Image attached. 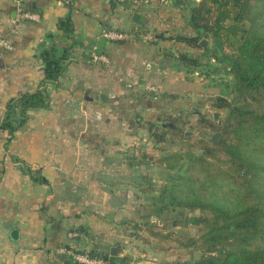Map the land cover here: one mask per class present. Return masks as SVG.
Wrapping results in <instances>:
<instances>
[{"label": "crops", "instance_id": "1", "mask_svg": "<svg viewBox=\"0 0 264 264\" xmlns=\"http://www.w3.org/2000/svg\"><path fill=\"white\" fill-rule=\"evenodd\" d=\"M23 10L39 20L23 18ZM135 13L145 19L137 22ZM190 15L177 0H150L138 9L113 0H0V117L12 98L39 88V54L58 43L61 17L72 18L77 42L59 86H48L50 106L32 109L11 140L0 130V264L62 263L59 248L70 245L119 247L121 264L125 221L138 211L133 195L145 174L147 152L139 161L135 145L144 126L171 108L161 93L187 84L191 66L175 62L190 46L169 36L196 35ZM111 29L130 37L108 39ZM150 30L154 39L146 37ZM95 49L109 62L93 60Z\"/></svg>", "mask_w": 264, "mask_h": 264}, {"label": "trees", "instance_id": "2", "mask_svg": "<svg viewBox=\"0 0 264 264\" xmlns=\"http://www.w3.org/2000/svg\"><path fill=\"white\" fill-rule=\"evenodd\" d=\"M181 4L185 6V0H177V5ZM189 11L187 19L196 35L179 32L169 38L201 47L203 34L208 33L215 58L226 63L233 75L232 98L214 99L217 108L228 110L224 123L218 125L222 137L215 140L214 148L191 161L170 197L176 199L182 213L200 210L191 223L202 233L187 245L205 251L208 257L196 264H264V0H201ZM58 29V43L43 47L39 54L45 71L39 88L12 98L0 117V130L9 132V140L27 123L32 109L50 106L49 84H60L77 42L70 16L59 19ZM182 57L187 65L199 64L197 59ZM177 155L174 159L178 161ZM34 179L41 181L40 177ZM164 201L168 206L166 198ZM153 234L164 239L172 236L171 232ZM91 254L118 264V256L98 247Z\"/></svg>", "mask_w": 264, "mask_h": 264}, {"label": "rangeland", "instance_id": "3", "mask_svg": "<svg viewBox=\"0 0 264 264\" xmlns=\"http://www.w3.org/2000/svg\"><path fill=\"white\" fill-rule=\"evenodd\" d=\"M200 1L185 0V6L190 10ZM149 34L152 35L151 32ZM205 35L203 34V39ZM207 41L205 46L187 47L186 50L183 47L184 51L178 52L176 65L185 60L182 55L199 60V64L191 66V70L185 73L187 84L184 88L177 87L174 93L165 96L170 99L171 108H168L166 115L158 122L144 126L142 140L135 145L140 150L139 161L141 152H147L142 157L145 161V174L143 178L138 179L141 189L137 191V196L133 195L136 204L139 203L136 206L138 211L131 220L125 221L127 238L122 242V246L128 251L121 257L125 258V263L121 264H196V253H199L198 256L203 262L208 257L205 251L187 245L190 239H199L202 233L200 227L193 224H189L187 228L182 225L168 227L173 218L192 216L199 210L194 212L187 209L182 213L176 199L170 197L171 190L178 177L186 173L192 160L203 156L206 149L214 148L215 134L220 133L219 139L222 137L218 125L224 123L228 110L217 108L214 99L216 96L232 98L230 89L233 75L230 74L226 63L215 58L212 50L213 39L209 34ZM186 61L183 64H186ZM186 65L185 67H188ZM164 95L161 93L162 97ZM134 127L137 129L136 125ZM177 154L180 156L178 161L174 159ZM149 177L152 179L149 180ZM174 192L182 198L181 193L177 190ZM164 198L169 203L166 207ZM163 207L161 214L155 215L157 210ZM177 207L179 211L176 210ZM199 213L200 210L196 214ZM153 232L163 235L173 233L171 237L164 239Z\"/></svg>", "mask_w": 264, "mask_h": 264}, {"label": "built area", "instance_id": "4", "mask_svg": "<svg viewBox=\"0 0 264 264\" xmlns=\"http://www.w3.org/2000/svg\"><path fill=\"white\" fill-rule=\"evenodd\" d=\"M118 3H132L133 7H140L142 5H146L149 3V0H113ZM146 2V3H145ZM22 17L27 18L28 20H39V15L28 11H22ZM104 36L108 39L115 40V41H125L128 40L130 34L127 32L119 31V30H106L104 32ZM148 39H154L153 34H148L146 36ZM93 54V60L95 61H102V62H109V58L104 54L95 49ZM150 89H154V87H150ZM77 232L72 231L70 232L69 236L71 238H75L77 236ZM59 253L63 256L64 260L70 261L72 264H110V262L100 256H96L91 254V251L88 248L79 249L73 245L70 246H62L59 248Z\"/></svg>", "mask_w": 264, "mask_h": 264}, {"label": "water", "instance_id": "5", "mask_svg": "<svg viewBox=\"0 0 264 264\" xmlns=\"http://www.w3.org/2000/svg\"><path fill=\"white\" fill-rule=\"evenodd\" d=\"M134 18H135V20L138 22L140 19H145L143 16H141L139 13H135V15H134ZM207 37H208V34H206L205 35V38L204 39H202L201 40V42H200V44L202 45V46H205L206 44H207ZM105 42H106V39L105 38H102L101 39V42H100V47H103L104 46V44H105ZM215 117L217 118L218 116H217V114H215ZM219 135H220V133H216L215 134V136H214V141L215 140H217V138L219 137ZM199 212V210H196V213H198ZM178 223H181V220H175V221H173V224L171 225L172 227H177L178 226ZM188 223H189V217L187 216L186 217V220H185V225L187 226L188 225ZM12 237L13 238H15V239H17L18 238V236H19V231L16 229V230H13V232H12ZM120 251H121V249L119 248V247H112L111 248V250H110V254L111 255H113V256H117L119 253H120ZM199 253H197V258H199Z\"/></svg>", "mask_w": 264, "mask_h": 264}, {"label": "flooded vegetation", "instance_id": "6", "mask_svg": "<svg viewBox=\"0 0 264 264\" xmlns=\"http://www.w3.org/2000/svg\"><path fill=\"white\" fill-rule=\"evenodd\" d=\"M176 210L177 211H179V208L177 207L176 208ZM195 214V213H194ZM189 217V223H188V225L186 226L185 225V220H186V217ZM194 215H192V216H190V215H184L183 217L182 216H177L176 218H173L172 219V224H173V221H175V220H181V223H178V225H182L184 228H187L188 226H189V224H192L191 223V219H192V217H193ZM171 224V225H172ZM171 225H168V227L169 228H175V227H172ZM171 233H173V232H171ZM78 234V233H77ZM110 253V252H109ZM204 258V257H203ZM196 260L197 261H202L203 259H201V257H199V258H197V253H196Z\"/></svg>", "mask_w": 264, "mask_h": 264}]
</instances>
